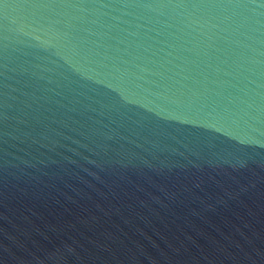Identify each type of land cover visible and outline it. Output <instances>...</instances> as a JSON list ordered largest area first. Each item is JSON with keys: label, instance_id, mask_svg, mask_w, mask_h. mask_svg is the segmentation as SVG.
<instances>
[{"label": "water", "instance_id": "1", "mask_svg": "<svg viewBox=\"0 0 264 264\" xmlns=\"http://www.w3.org/2000/svg\"><path fill=\"white\" fill-rule=\"evenodd\" d=\"M0 264H264V0H0Z\"/></svg>", "mask_w": 264, "mask_h": 264}]
</instances>
